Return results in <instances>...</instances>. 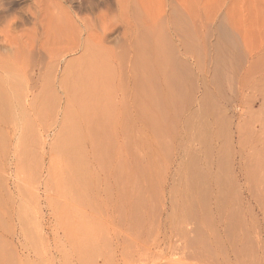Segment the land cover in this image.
<instances>
[{
	"label": "rangeland",
	"instance_id": "obj_1",
	"mask_svg": "<svg viewBox=\"0 0 264 264\" xmlns=\"http://www.w3.org/2000/svg\"><path fill=\"white\" fill-rule=\"evenodd\" d=\"M50 1L0 0V264H264V0H178L195 57L175 0Z\"/></svg>",
	"mask_w": 264,
	"mask_h": 264
},
{
	"label": "bare ground",
	"instance_id": "obj_2",
	"mask_svg": "<svg viewBox=\"0 0 264 264\" xmlns=\"http://www.w3.org/2000/svg\"><path fill=\"white\" fill-rule=\"evenodd\" d=\"M50 0H41V3H42V7H43V11H48V7H47V4H48V2H49ZM51 2V1H50ZM49 2V3H50ZM98 2H99V0H98ZM105 2V1H104ZM103 3V2H102ZM175 3L182 9V11L184 12V13H186V14H188L189 16H190V19H192V23L191 24H189V23H187V24H185V21H183L182 19H184V17H182V19H181V16H180V14L179 15H175V13H174V11L175 10H173V17L171 16V18L169 17V14H168V11L167 10H163V15L164 16H167V17H169L168 18V20H166V21H168L169 22V24H168V22H167V27H166V29L167 30H169V32H171V33H173V32H175L177 35H179V37L181 38V40L183 39L185 42H184V47L186 48V49H188L189 51H192L194 54H192V56L193 57H195L196 56V52H194L193 51V48L194 47H192V48H190V46H193V44L194 43H192V41L193 40H191V36H192V32L194 33L196 30H198L199 29V26L198 25H196L195 24V22H194V19H193V17L191 16V10H188V8L186 7V5H184L182 2H180V1H178V0H175ZM101 4V3H100ZM104 4V3H103ZM102 4V5H103ZM169 5V4H168ZM50 7V6H49ZM100 7V6H99ZM55 8V7H54ZM96 8H98V6L96 7ZM53 9V8H52ZM55 9H57V8H55ZM100 9V8H99ZM54 10V9H53ZM53 10H52V12L51 13H53ZM97 10V9H96ZM50 11V10H49ZM59 11V10H58ZM100 11V10H99ZM99 11H97V14H98V12ZM101 12V11H100ZM99 12V13H100ZM55 13V12H54ZM100 15V14H99ZM99 15H97V17L99 16ZM101 16V15H100ZM183 16V15H182ZM103 17V16H102ZM103 19H101V17L99 18V21H98V23H99V25H101L100 27L101 28H103L104 26V23H103V21H102ZM84 21V20H83ZM184 22V23H183ZM85 23H87L86 21H84L83 23H81V24H83V26H85V25H88V23L87 24H85ZM103 23V24H102ZM87 27V26H86ZM90 27L91 28H96L97 27V25H96V27L94 26V27H92L91 25H90ZM88 28H89V26H88ZM88 28H85L86 30L88 29ZM100 28V29H101ZM102 30V29H101ZM104 30H105V28L103 29V32H104ZM101 33H102V31H101ZM191 33V34H190ZM182 40V41H183ZM165 44V43H164ZM168 44V43H167ZM155 46V45H154ZM156 46H158V44L156 45ZM162 46V45H161ZM164 47V46H163ZM168 47H169V45H168ZM156 50H155V52L156 53H158L157 54V58H156V61H157V64L156 65H158V67H159V74L161 75V78L163 77V84H165L164 86H166L163 90H160V92L162 91V96L165 98V97H167V98H176V97H180V96H182V94H181V83H180V81H182L181 79H179L178 77H177V75L178 74H176L175 73V71H174V62H176V61H174L173 60V58H171L170 57V55L168 56V55H166V56H164L163 54H162V50H161V47H159V48H155ZM187 50V51H188ZM149 52V51H148ZM163 53H164V51H163ZM145 56V55H144ZM173 57V56H172ZM95 58V57H94ZM97 58V57H96ZM175 59V58H174ZM94 61H96V59H87L86 61H85V66H89V65H93V63H94ZM179 61V60H178ZM198 61V60H197ZM224 62V61H223ZM178 63V62H177ZM197 64V63H196ZM198 65V64H197ZM196 65V66H197ZM94 66V65H93ZM149 66V65H148ZM174 66V67H173ZM152 68V67H151ZM152 71V70H151ZM154 71V70H153ZM71 74H72V70L71 69H68L67 71H66V73H65V75H67L66 77H64L63 78V80H62V84H63V86H64V88H65V90H67V92H68V94H70V97H71V101H69L70 103H72V106H73V110L71 109L72 107H69L70 106V104L68 105V107L69 108H67V111H66V115H65V117H64V126H63V128L65 127V130H66V132H67V134L68 133H71L69 136H72V132H75V134H76V138L78 137L77 136V134H78V124H77V117H79L80 116V114H81V112L83 111V109L86 107V105H88L89 103H90V101L88 102V100L89 99H84V100H80V94H82V93H84V92H86V93H88L87 92V90L85 89V86H84V84H85V82L86 81H89V80H91V76H88V75H86V74H79L78 75V77H77V79H75L76 77V75L74 76L75 78V80L73 79V78H71ZM154 74H155V72H154ZM141 86V85H140ZM144 86V85H143ZM142 87V86H141ZM140 87V88H141ZM143 88V87H142ZM140 91H144V90H140ZM92 92H93V90L90 92V93H88V95H89V98H90V96H91V94H92ZM159 92V91H158ZM158 94V93H157ZM91 99V98H90ZM88 102V103H87ZM74 106H75V109H77V110H75L74 111ZM76 106H77V108H76ZM89 123H90V121H89ZM62 128V129H63ZM64 130V131H65ZM74 135V134H73ZM74 137V136H73ZM93 137H94V135H93ZM93 137H92V139H93ZM96 141H98V140H96ZM96 141H91V144H92V151H93V153H95V157H96V159H97V161L99 162V160H102V159H100V157H101V155H102V150L104 149V148H102L103 147V144L100 142V141H98L99 143H97ZM73 142V141H72ZM72 142L70 143H67V148L69 149V146H70V150H71V145H72ZM74 144V143H73ZM75 145V144H74ZM106 145V144H105ZM107 147V146H106ZM72 148H74V147H72ZM75 148H77V146L75 145ZM107 150H108V148H107ZM103 152H104V150H103ZM70 153H71V151H70ZM65 155H67L66 154V152H65ZM71 155H72V153H71ZM75 155H78V154H75ZM103 155H104V153H103ZM102 155V156H103ZM65 157H67V156H65ZM74 157V155H72V156H70L69 155V158H73ZM76 157H78V156H75V158L74 159H76ZM102 158V157H101ZM105 159H106V157H104ZM66 159V158H65ZM71 159H68L67 158V160H66V162H67V166L69 167V168H71L72 166H73V164H74V166H75V168L73 169V168H71V169H69L71 172H72V170H73V172L72 173H74V175L75 176H81V174H82V170H80V168H81V166H80V161L78 160L79 159V157L77 158V160H71ZM104 161V160H103ZM102 161V162H103ZM65 162V161H64ZM65 162V163H66ZM101 162V161H100ZM99 162V163H100ZM104 164V163H103ZM105 165V164H104ZM65 166V165H64ZM65 168H66V166H65ZM104 168H106V167H104ZM101 169V168H100ZM108 168H106V170H107ZM78 170H80V172L78 171ZM104 170V169H103ZM106 170H104V171H106ZM116 170V169H115ZM114 170V172H116ZM119 170V169H118ZM69 171V173L67 172V170H65V172L66 173H68V174H70L71 172ZM103 171V172H104ZM76 173H77V175H76ZM81 173V174H80ZM105 173V172H104ZM103 173V174H104ZM65 174V173H64ZM68 174H65L66 175V177L68 176ZM102 174V173H101ZM106 174H107V172H106ZM52 175H54L53 174V172H52ZM64 175V176H65ZM74 175H72L71 176V180H73L74 178L76 179V177H74ZM116 174H114V176H115ZM118 175H120V177H121V174H120V172H119V174ZM78 176V177H79ZM116 177V176H115ZM118 178H119V176H117ZM117 177H116V179H117ZM70 178V177H69ZM83 178V177H82ZM82 178H81V180H82ZM80 179V178H79ZM78 179V180H79ZM77 179H76V181H74L75 183V185H77V187L79 186V187H81L80 186V184L78 185V184H76V182L78 181ZM83 180H84V178H83ZM118 180V179H117ZM120 180V179H119ZM122 180V179H121ZM80 181V180H79ZM78 181V182H79ZM115 181V180H114ZM123 181H125V180H123ZM77 182V183H78ZM84 182V181H83ZM83 182H82V185H83ZM116 182V181H115ZM120 182V181H119ZM133 182V181H132ZM131 182V183H132ZM81 183V182H80ZM121 183H122V181H121ZM117 184H119L118 182H117ZM115 185V184H114ZM120 186V185H119ZM121 187V186H120ZM125 187V186H124ZM115 188H117V185H115ZM74 189H75V187H74ZM76 189H78V188H76ZM121 190V188H119L118 187V190H116L117 192H119V194H120V191ZM130 190V189H129ZM123 192H121V194H122ZM116 194H118V193H116ZM118 194V195H119ZM117 197V196H116ZM118 197H120V196H118ZM117 197V198H118ZM179 232V231H178ZM170 233V232H169ZM177 234V233H176ZM183 234V233H182ZM172 235V234H171ZM171 235H169V236H171ZM166 237H167V234L165 235ZM172 236H174V235H172ZM166 237L164 238V239H166ZM179 237V236H178ZM174 238V237H173ZM168 239H170V238H168ZM167 240V239H166ZM173 240V239H172ZM178 240V239H177ZM179 240H180V237H179ZM168 241V240H167ZM166 241V242H167ZM170 241V240H169ZM181 241V240H180ZM171 242V241H170Z\"/></svg>",
	"mask_w": 264,
	"mask_h": 264
}]
</instances>
